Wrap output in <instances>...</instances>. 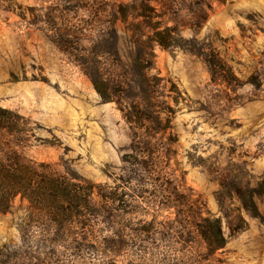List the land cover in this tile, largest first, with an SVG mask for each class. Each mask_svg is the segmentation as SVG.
<instances>
[{
	"label": "rangeland",
	"instance_id": "1",
	"mask_svg": "<svg viewBox=\"0 0 264 264\" xmlns=\"http://www.w3.org/2000/svg\"><path fill=\"white\" fill-rule=\"evenodd\" d=\"M0 109L1 162L100 208L64 233L17 195L0 264H264V0H0Z\"/></svg>",
	"mask_w": 264,
	"mask_h": 264
},
{
	"label": "trees",
	"instance_id": "2",
	"mask_svg": "<svg viewBox=\"0 0 264 264\" xmlns=\"http://www.w3.org/2000/svg\"><path fill=\"white\" fill-rule=\"evenodd\" d=\"M209 62L213 67L217 64L214 59H209ZM39 166L44 170H39ZM48 166L30 161L14 167L0 161V212H8L13 199L20 195L43 216L54 221L59 231L67 232L74 223L84 230L87 221L100 214L94 197L98 185L83 177L45 171ZM100 197L103 205L112 199L108 194H101ZM191 223L210 253L226 246L219 218L201 216Z\"/></svg>",
	"mask_w": 264,
	"mask_h": 264
}]
</instances>
